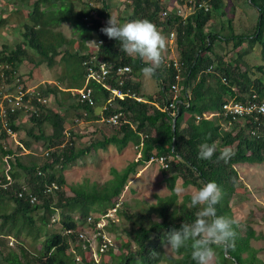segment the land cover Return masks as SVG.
<instances>
[{
  "label": "trees",
  "instance_id": "trees-1",
  "mask_svg": "<svg viewBox=\"0 0 264 264\" xmlns=\"http://www.w3.org/2000/svg\"><path fill=\"white\" fill-rule=\"evenodd\" d=\"M102 1L104 6L98 9L87 0H2L4 10L10 5L16 7L11 17L0 20V26H8L13 37L17 36L13 44L0 47V62L12 67L7 71L9 83L15 75L27 87L42 65L52 69L63 62L58 81L68 89H82L88 75L85 61L96 56L99 63L109 64L108 87L120 88L131 96L117 98L110 104V90L92 80L87 84L93 100L90 104L71 90L65 92L58 86L47 85L40 89L49 102L35 103L39 106L36 113L18 110L7 116L10 128L25 132V136L14 144L4 129L0 134V264H196L191 256V241L171 249L170 254L165 246L169 233L183 223H192L199 210L190 206L192 193L181 198L176 185L180 182L184 189L198 190L209 181H215L222 193L216 205L217 215L237 221L234 247L213 246L214 264H264L260 249L253 245V241L264 243V232L254 228L257 223L264 225V208L254 207L245 222H239L234 214L235 201L245 199L244 193L239 192L242 180L236 165L264 164V134L252 136L249 122L235 123L232 130L225 131L227 119L222 116L223 105L231 100L246 103V96L253 93L264 100V65L252 66L245 58L250 49L260 46L264 60V0H244L258 13L254 27L247 31H238L234 23L233 0H193L198 10L186 20L175 12L162 16L168 8L163 5L167 0H125L123 19L148 20L164 37L172 31L177 33L181 92L174 116L172 108H163L173 100L179 72L161 62L150 74L157 91L143 93L146 65L138 57L126 54L119 41L101 30L107 26L114 5L112 0ZM177 2L178 6L185 4V0ZM202 2H207L210 10L200 8ZM92 12L97 16L89 17ZM85 17L90 18L89 23ZM11 18L19 19L9 26ZM65 24L72 36L64 33ZM92 40L95 44L101 41L98 49L89 47ZM230 44L232 51L224 54L223 45ZM24 66L28 72L21 75L19 71ZM123 67H130L131 71L121 74L119 69ZM210 67L213 69L209 70ZM67 77L69 82L63 80ZM205 112L220 114L198 121L197 116ZM116 114L120 123H107L111 127L108 136L96 129L86 140L84 130L93 122ZM69 127L67 137L65 131ZM98 134L104 135L103 139ZM205 142L217 145L218 151L211 160L198 158L199 146ZM37 144L42 147L36 155L33 149ZM131 144L139 149V159L122 170L113 168L112 178L105 183L86 180L68 184L64 172L73 165L86 164V159L100 151L107 152L110 146L123 150ZM225 147L235 153L228 162L217 159L219 150ZM24 150L31 153L23 155ZM159 157L168 163L162 172L170 194L158 196L157 203L145 207L120 203L130 177L137 174L140 166ZM8 163L10 180L5 171ZM112 209H116L117 220L108 217V223L98 229L100 217ZM120 221H126V240L122 239L120 253L111 244L100 252L103 233H115L120 238ZM86 229L100 233L99 262L87 255L90 238L81 237ZM10 238L15 239V247L9 245Z\"/></svg>",
  "mask_w": 264,
  "mask_h": 264
},
{
  "label": "rangeland",
  "instance_id": "rangeland-1",
  "mask_svg": "<svg viewBox=\"0 0 264 264\" xmlns=\"http://www.w3.org/2000/svg\"><path fill=\"white\" fill-rule=\"evenodd\" d=\"M113 2H117V0H113ZM233 2H235L236 4L233 19L234 23L236 24V27H239L238 31H247L250 28L252 29L257 21V11L252 5H250V3H246L244 0H233ZM163 5H166L169 8H175L177 4H174L169 0L168 2H164ZM12 10H16V7L10 5V7H6L4 10L2 0H0V20L11 17L13 15ZM118 16V12L113 10L112 17L116 19ZM18 19L19 18H17L16 20L15 18H11L9 26L13 25L14 23H17L16 21H18ZM216 26L218 27L219 25L216 24ZM63 31L68 36L72 35L68 24H65L63 26ZM16 38L17 36L13 37L8 26H0V47L6 43L13 44L14 39L16 40ZM176 46V44H173L174 51ZM223 47L225 49L224 54L228 51H232L233 49L232 44H230L229 46L223 45ZM161 54L164 57L170 56V52L165 48L162 50ZM176 55H178V50ZM245 58L252 66L264 65L262 48L260 46H255L254 48L250 49V52ZM63 69V62H61L60 65L55 66L52 69L42 65V67L35 72V78L33 82L29 83V85L35 87L36 85L41 86V84L47 85L48 82L51 81H58L59 78L61 79L62 77L61 74L63 72ZM20 72L27 73L28 68H25L24 66L21 68ZM146 75L148 76V74ZM68 76L71 79V71H68ZM261 76L264 80V74H261ZM69 78H63V80L69 82ZM150 80H153V78L150 77V79L147 80L151 84ZM178 102L180 101L176 97H173L171 103H174V106H170L171 103L168 105V109H173L174 115L176 114ZM92 124L94 126V129H97L98 132H103L104 134H107V136L111 133V127L107 126L106 122L97 121ZM70 128L71 127L67 129ZM91 131H93V127H91L90 129L88 128V130H84V134L88 135V138H86V140L88 141L92 136ZM101 135L102 134H98L99 138L103 139L104 135ZM24 136L25 132H18L14 136L13 143H18V140L21 141V138L23 139ZM41 147V144H37L34 146L33 150L36 152V155L37 153H41ZM13 149H15V147ZM95 155V157H89V159H86V162L88 161L87 163L85 162L86 164L80 162L78 164L73 165L72 168L64 172L68 184L76 185L86 180H89L90 183L97 182L99 184H103L112 178L111 170L113 168L122 170L130 162L138 160L141 156V154L139 153V149H137V147L133 144L129 145L123 150H119L115 146H110L107 152L100 151ZM161 166V163L156 160L148 162L145 166H140L138 168L137 174L132 175L130 177L128 185L126 186L124 192L122 193L118 201L120 203L126 202L128 204H131V206L138 205L140 207H145V205L147 204L157 203L158 196L169 195L170 189L167 187L165 181V174H163ZM236 168L242 180V186L239 192L244 193L245 199L242 200V202L235 201L234 214L235 218L239 222H245L249 213L252 209H254V207L264 208V164L250 165L249 163H240L236 165ZM176 189L181 198L186 193H193L196 191V189L194 188L184 189L180 182L176 185ZM58 218L59 216L57 215L55 219L58 220ZM113 218L117 220V217L114 216ZM125 222L126 221H120L119 223V234L117 235H120V238H117L115 233H105L104 236V239L106 238L107 242L114 247L115 252L117 254L120 253L119 247L120 244H122V239L126 237L123 230V228L126 227ZM106 223H108V220H103L101 222V227H103ZM254 228L258 232H264V225L262 223L254 224ZM84 234L86 236H89L90 239L94 241L91 245L90 251L87 252V255H90L89 258L93 257L97 259V262H99L101 258L98 257L96 254L98 248V241L96 239L94 230L86 229ZM124 239L126 240V238ZM9 245L15 247L17 245L15 239L10 238ZM253 245L256 248L260 249L259 257L264 260V243L262 241H253ZM167 247L168 245L165 246L166 252L170 254L171 249H168ZM214 261L215 257L211 256L208 261V264H214Z\"/></svg>",
  "mask_w": 264,
  "mask_h": 264
},
{
  "label": "clouds",
  "instance_id": "clouds-1",
  "mask_svg": "<svg viewBox=\"0 0 264 264\" xmlns=\"http://www.w3.org/2000/svg\"><path fill=\"white\" fill-rule=\"evenodd\" d=\"M168 1L169 0H167L165 2H168ZM170 1L174 4L178 3L177 0H170ZM187 1H189V0H185V3ZM87 2L89 3L90 6L96 7L98 9H101L104 6L102 0H87ZM128 3H130V1ZM112 4H114V5H112V15H113V10H114V11L118 12L119 16L116 19H114L111 16L109 21L107 22V26H105L101 30L110 39H115V40L119 41L120 45H121V49L126 54H128L130 56L138 57L142 62L145 63L146 66L144 68V72L146 74H148V76L145 75V77L147 76L148 78H150L151 77L150 74L155 72L156 68L160 66L161 62L164 65H166V67H171V65L173 67H175L177 69V71L179 72L178 75H180L181 64L179 62V56L177 55L174 57H170L171 56L170 55L169 57H164L161 54L162 50L164 48L170 52L171 49L168 48V46L176 44L175 43L176 35H177L176 31H172L170 33L169 37H167V36L164 37L158 31V29L155 27V25L148 20L138 19V20L127 21V20L123 19L122 17H124V16H122V15H123V12L126 10L125 0H117V2H113V0H112ZM183 6H178V4H177L175 8H169L168 7L167 10L169 11V15L167 17H169L173 12H175L176 15L182 17L184 20L188 19V17L192 16L193 14H189L186 16L187 18H184V14H185L184 11H183L182 15H179V13H178L179 10H183ZM167 10H165V11H167ZM119 12H121V17H120ZM91 16L96 17L97 13L92 12L89 14V17H91ZM162 16H163V13H162ZM89 17H85V21L87 23H89V21H90ZM71 33H72V31H71ZM172 33H175V37H171ZM99 44H101V41H99ZM99 44H95L94 40L88 42L89 47H93V48L95 47L97 49L99 48ZM177 50H178V47H177ZM94 59H95V62L97 63L94 66V68L99 73H101L100 64H99L96 56H92L91 58L86 60L84 65L87 66V70L89 73V65H91V63ZM165 62H167V63H165ZM175 62L178 64L177 66L175 65ZM0 63L8 64L11 67V65L9 63H4V62H0ZM105 64H107V66L109 68V64L108 63H105ZM168 64H169V66H168ZM210 68H209V70H210ZM130 71H131V69H130ZM19 73L21 75L24 74V73H21L20 71H19ZM126 73H128V72H126ZM87 77H88V75H87ZM87 77H86V85L82 89H68L67 87H64L59 81H55V82L51 81V82H48L47 85L58 86L61 90L65 91V92L71 90L73 92L72 93L73 95H75L77 93V94H79V96H81L80 91H86L89 89L87 84L92 80L96 81L97 83H100L102 85L105 83L108 86L106 81L98 82L95 79L88 80ZM107 78H106V80H107ZM176 79H177V76H176ZM180 80H181V77H180V79H177V83L175 84L178 86L179 92L177 94H174V97L177 95L176 98L179 101H180L179 96H180V92H181L180 85H179ZM154 83H155V81H154ZM47 85L41 84V86L36 85L35 87H37L39 90H41L40 87L45 86L47 88ZM154 86L157 87L156 83ZM27 87H32V86L29 85ZM108 89L111 92L109 99L111 97L113 98L114 97L113 96V90L118 89V88H110L109 87ZM127 95H130V94L127 93ZM117 98L121 99V98L116 96L115 98H113L114 101ZM54 100H55V97L51 96V101H54ZM137 100L142 101L141 98H137ZM73 103H74V101H73ZM166 109H168V106L167 107L165 106L163 108V110H166ZM219 114H220L219 112H205L202 116H197V120L199 121L201 118H205V119L210 120V119H213L215 117H218ZM173 116H174V114H173ZM107 120L105 119V117H102L100 121L108 123ZM81 122H83V120H81ZM95 122H97V121H95ZM95 122H93V123H95ZM91 127H93V130H95L93 124ZM223 129L225 131H228L224 128V125H223ZM69 131H70L69 129H67L65 131V134L67 137H70V135L69 136L67 135V133H69ZM16 133H18V132H16ZM263 134H264V128H263ZM217 151H218V148H217V145L215 143H211V144H209L207 142L202 143L199 146L198 158L203 159V160H211L212 157L214 156V154L217 153ZM22 153H23V155H26V154L31 153V151L30 150H24V152H22ZM234 154L235 153L232 151L231 148L225 147V148L219 150V155L217 156V159L223 160L224 162H228L234 156ZM20 155H22V154H20ZM47 155H48V153H47ZM159 158H161V157H159ZM159 158L152 159L150 162L155 161V160L158 161ZM4 160L8 161V157H5ZM161 167H163V166H161ZM10 168H11V166L8 163L5 166V171H6L7 178L9 177L8 178L9 180L11 178L10 175L8 174V171L10 170ZM55 188H57V186H55ZM221 198H222L221 189L215 181H209V182L205 183L202 187H200L198 190L193 192L191 195V198H190V206L193 208L199 207V210L196 213V219L190 224L189 223H183L178 229H173L169 233V235L167 236V245H168L167 248L172 249V250H176V249H179L181 247H184L189 241H191L192 259L196 262V264H208L210 257L213 255V246L223 247L225 249L230 248V247H234L235 235H236L235 230H234V225L237 223V221L234 218H229L226 216H218L217 215L216 205L220 202ZM115 213H116V209H112L109 211V213L107 215L100 217L101 220L97 224V228L98 229L103 228L107 223L104 224L103 227H101V225L100 226H98V225L103 220H106L108 217L113 218L115 216ZM82 234L84 235V238L87 237L84 234V232ZM95 235H96V239H97V237L100 235V233L95 232ZM103 235L105 236V233H103ZM93 242L94 241H92L90 239V247H91ZM104 243H107V246L109 245L106 238L103 241V244ZM100 252H103V251L100 250ZM96 254L98 257H100L98 251L96 252ZM93 259L95 261L97 260L95 258H93Z\"/></svg>",
  "mask_w": 264,
  "mask_h": 264
},
{
  "label": "built area",
  "instance_id": "built-area-1",
  "mask_svg": "<svg viewBox=\"0 0 264 264\" xmlns=\"http://www.w3.org/2000/svg\"><path fill=\"white\" fill-rule=\"evenodd\" d=\"M195 3L192 0H189L183 6V10H179V15L183 14L184 18L189 14H194L198 8L195 7ZM200 8H204L206 11L210 10V6L207 2H202L199 4ZM169 15V11H164L163 16L167 17ZM171 37H175V33L171 34ZM167 63V62H165ZM97 63L95 59L92 61L91 65H89V73L88 80L95 79L98 82L106 81L110 73V69L107 64L99 63L101 73H99L94 66ZM175 65L178 64L175 62ZM169 66V64H168ZM212 67L210 68V70ZM12 68L8 64L0 63V122L2 123V127L0 128V134L2 129L5 130L9 139H14L15 131H13L8 125L7 116L9 114H14L18 110H24L25 112L36 113L39 106L35 105V103H44L47 104L49 102L48 97H43L41 95V90L37 87H26L25 84L22 83L19 76L12 75L13 80L11 83L8 82L9 76L7 75V71L10 72ZM129 67H123L119 69L121 74H125L129 72ZM177 79H180V75H177ZM123 84V81H120V85ZM104 87L109 88L105 83ZM175 94L179 92V88L177 85L173 86ZM81 99H88L92 104L93 100L91 98V90L88 89L86 91H80ZM113 98L116 96L124 99L127 96V93H124L120 88L113 90ZM177 97V95L175 96ZM247 97V102H235L234 100L229 101L224 104L222 107V114L227 122L224 124V128L228 131L232 130V127L235 123L249 122L251 123V128H249L250 134L252 136L257 135L258 137L263 135L264 128V100H259V95L257 93H253L250 97ZM112 97L108 100V103L112 104L114 99ZM170 106H174V103H171ZM110 124H119V114L112 115L108 120ZM69 136L70 134L67 133ZM164 168L168 167V163L164 157L159 158L158 160ZM9 178V177H8ZM35 198H33V201ZM101 223L98 225L100 226ZM81 237H84L82 234ZM107 248V243H104L101 247V251H104Z\"/></svg>",
  "mask_w": 264,
  "mask_h": 264
},
{
  "label": "crops",
  "instance_id": "crops-1",
  "mask_svg": "<svg viewBox=\"0 0 264 264\" xmlns=\"http://www.w3.org/2000/svg\"><path fill=\"white\" fill-rule=\"evenodd\" d=\"M168 48L171 49V51H170V55L171 56H173V57L174 56H177L176 55V53H177V47H175V51L173 50V45L168 46ZM148 79H150V78H148L147 76L144 78V80L142 82V84H143L142 85V91H143V93H146V94H153V93H155L157 91V87L154 86L155 83H154L153 80H150L151 81V84H150V82L147 81ZM148 86H150V87H148ZM67 108L68 107L64 106V110H67ZM90 128L91 127H89V129Z\"/></svg>",
  "mask_w": 264,
  "mask_h": 264
},
{
  "label": "water",
  "instance_id": "water-1",
  "mask_svg": "<svg viewBox=\"0 0 264 264\" xmlns=\"http://www.w3.org/2000/svg\"><path fill=\"white\" fill-rule=\"evenodd\" d=\"M173 125L175 126V121H174Z\"/></svg>",
  "mask_w": 264,
  "mask_h": 264
}]
</instances>
